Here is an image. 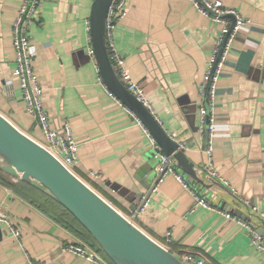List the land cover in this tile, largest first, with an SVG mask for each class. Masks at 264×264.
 Masks as SVG:
<instances>
[{
    "label": "crops",
    "instance_id": "crops-1",
    "mask_svg": "<svg viewBox=\"0 0 264 264\" xmlns=\"http://www.w3.org/2000/svg\"><path fill=\"white\" fill-rule=\"evenodd\" d=\"M20 2L0 0V113L44 143L12 75L11 29ZM92 2L42 0L28 29L50 125L60 131L68 124L78 142L72 171L178 257L188 251L203 264H264V252L252 244L249 230L197 204L175 174H166L149 191L158 152L134 113L99 80L97 62L88 53ZM221 2L249 22L237 31L217 82L211 159L207 130L198 125L199 108L206 103L200 88L220 24L190 0H126L112 38L130 76L141 85L148 108L178 143L177 156L171 155L176 172L209 203L264 233V0ZM210 160L218 175L206 169ZM5 173L0 176V206L20 236L0 223V264H92L62 252L67 242L82 243L109 260L76 233H82L76 221L65 214L73 224L70 229L56 218L55 213L64 212L55 211L60 206L43 186ZM3 179L17 183L26 198ZM148 193L140 207V195Z\"/></svg>",
    "mask_w": 264,
    "mask_h": 264
},
{
    "label": "water",
    "instance_id": "water-1",
    "mask_svg": "<svg viewBox=\"0 0 264 264\" xmlns=\"http://www.w3.org/2000/svg\"><path fill=\"white\" fill-rule=\"evenodd\" d=\"M110 2L93 0L89 15L91 45L102 80L108 90L149 129L157 143L154 151L177 156L178 143L158 123L144 102L127 88L110 59L105 23ZM0 169L21 180L43 186L73 214L114 264H187L147 235L41 142L17 127L2 113ZM158 179L159 175L155 174L149 191L155 187ZM149 193L140 195L143 197L140 207ZM1 231L0 224V236Z\"/></svg>",
    "mask_w": 264,
    "mask_h": 264
},
{
    "label": "built area",
    "instance_id": "built-area-1",
    "mask_svg": "<svg viewBox=\"0 0 264 264\" xmlns=\"http://www.w3.org/2000/svg\"><path fill=\"white\" fill-rule=\"evenodd\" d=\"M42 0H21L17 15L13 20L11 29V38L14 50V68L12 75L18 80L22 99L26 111L39 123L44 135V143H42L48 150H50L63 164L72 170V166L78 160V142L74 139L72 130L68 124H64L62 130H57L50 125L49 114L44 107L42 95L43 87L40 83L39 76L35 71L33 65V58L35 56V47L30 42L28 29L30 25L36 20L35 14L38 11ZM191 4L202 14L207 15L213 22L219 23L220 28L214 41V46L209 55L201 81V94L206 99V103L199 108V129L207 130V144L206 151L211 159L213 130L215 126V117L213 113V101L215 98L216 86L219 80L221 71L223 69L225 60L229 55L230 48L235 39L236 33L243 25L249 22L240 14L235 8L226 7L221 0H190ZM126 0H111L105 23H106V37L110 50V59L119 76L124 80L127 88L141 99L147 107L150 104L144 98L142 87L139 83L132 79L125 67L124 58L119 54L115 48L112 31L117 21L125 13ZM88 53L94 56V50L91 43L88 45ZM97 66V65H96ZM98 72V66L96 67ZM99 80L103 82L99 73ZM104 84V82H103ZM105 86V84H104ZM109 95L116 97L111 91ZM117 98V97H116ZM117 101H120L117 98ZM141 125L145 135L150 141L151 147L156 148L157 143L155 138L150 133L149 129L137 119ZM158 163L155 166V172L159 175L160 181L166 174L173 173L175 177L186 187L195 197L196 203L209 209L217 210L227 218L236 220L240 225L247 228L250 232L251 242L256 249L264 252V233L259 232L247 220L241 216L222 210L221 208L209 203L205 196L195 192L190 188L189 183L176 172L172 165L171 155L158 152ZM206 169L213 175H218L215 168L212 166L211 160L205 165ZM223 179L222 177H220ZM228 183L227 180H224ZM0 223L7 226L12 234L19 237L20 230L10 221L7 213L0 206ZM166 240L171 241L169 234L166 235ZM62 252H70L81 256L92 264H114L110 260L103 259L99 254L90 250L86 245L78 242H67L62 246ZM179 258L189 264H203L202 259H197L191 252H182ZM30 264H42L41 262H30Z\"/></svg>",
    "mask_w": 264,
    "mask_h": 264
},
{
    "label": "trees",
    "instance_id": "trees-1",
    "mask_svg": "<svg viewBox=\"0 0 264 264\" xmlns=\"http://www.w3.org/2000/svg\"><path fill=\"white\" fill-rule=\"evenodd\" d=\"M5 173V172H4ZM2 170H0V176L4 174ZM6 174V173H5ZM4 182L6 183V185H9L10 187H12L13 189H15L16 191H18L19 194L23 195L25 198L26 196L24 195V193H20V189L18 188V184L17 183H12L11 181L7 180V179H3ZM20 184H23V185H28V186H32V184H28V183H24L23 181L20 182ZM53 202L58 204L60 207L58 209H55V211L57 210H62L64 213H55V216L57 219H59V221H64V222H67V226H69L70 229H73V224L71 221H66V217H65V214L68 215L69 218H72L74 221H76L81 230H82V233L80 232H77V234H79L80 236H82L84 239H89L92 244L95 245V247H97V249L105 256L107 257L104 252L101 250V248L99 247V245L97 244V242L93 239V237L90 235V233L81 225V223L73 216V214H71V212H69L62 204H60L55 198H52ZM39 206L41 207H45L44 205L42 204H39ZM47 212L49 213H52L54 214V211L50 210V209H46ZM75 231V230H74ZM108 259V257H107Z\"/></svg>",
    "mask_w": 264,
    "mask_h": 264
},
{
    "label": "rangeland",
    "instance_id": "rangeland-1",
    "mask_svg": "<svg viewBox=\"0 0 264 264\" xmlns=\"http://www.w3.org/2000/svg\"><path fill=\"white\" fill-rule=\"evenodd\" d=\"M189 264H193V263H189Z\"/></svg>",
    "mask_w": 264,
    "mask_h": 264
}]
</instances>
